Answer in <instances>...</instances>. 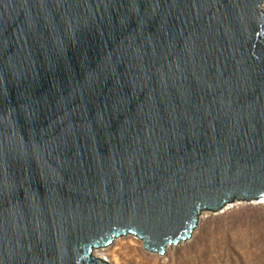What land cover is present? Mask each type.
Instances as JSON below:
<instances>
[{
	"label": "water",
	"instance_id": "1",
	"mask_svg": "<svg viewBox=\"0 0 264 264\" xmlns=\"http://www.w3.org/2000/svg\"><path fill=\"white\" fill-rule=\"evenodd\" d=\"M263 2L0 0V264L264 198Z\"/></svg>",
	"mask_w": 264,
	"mask_h": 264
},
{
	"label": "rangeland",
	"instance_id": "2",
	"mask_svg": "<svg viewBox=\"0 0 264 264\" xmlns=\"http://www.w3.org/2000/svg\"><path fill=\"white\" fill-rule=\"evenodd\" d=\"M258 201L200 211L204 213L194 235L166 247L163 254L146 251L132 234L116 236L92 254L109 264H264V201Z\"/></svg>",
	"mask_w": 264,
	"mask_h": 264
},
{
	"label": "bare ground",
	"instance_id": "3",
	"mask_svg": "<svg viewBox=\"0 0 264 264\" xmlns=\"http://www.w3.org/2000/svg\"><path fill=\"white\" fill-rule=\"evenodd\" d=\"M262 6H264V2L262 3L261 8H262ZM262 10H263V9H262ZM263 201H264V198H262V199L259 200L258 202H263ZM203 213H204V212H202L201 214H199L198 219H197L196 226L194 227V229L192 230L191 233H194V230L198 227V223H199L201 217L203 216ZM191 235L193 236L194 234H191ZM191 235H190V237H188V238H186V239H184V240H182V241H179L178 243H182V242H184V241H186V240H189V239L191 238ZM178 243H176V244H178ZM171 245H172V244H168L166 247L171 246ZM174 245H175V244H174ZM93 255H94V254H93Z\"/></svg>",
	"mask_w": 264,
	"mask_h": 264
}]
</instances>
